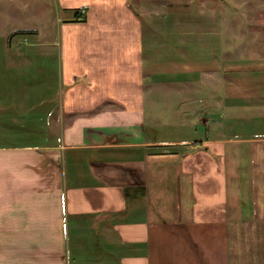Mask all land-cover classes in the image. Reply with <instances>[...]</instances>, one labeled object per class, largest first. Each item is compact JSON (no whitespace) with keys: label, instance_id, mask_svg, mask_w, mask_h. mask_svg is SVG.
<instances>
[{"label":"crops","instance_id":"1","mask_svg":"<svg viewBox=\"0 0 264 264\" xmlns=\"http://www.w3.org/2000/svg\"><path fill=\"white\" fill-rule=\"evenodd\" d=\"M81 1L54 85L0 83V264H264V59L182 64Z\"/></svg>","mask_w":264,"mask_h":264},{"label":"rangeland","instance_id":"2","mask_svg":"<svg viewBox=\"0 0 264 264\" xmlns=\"http://www.w3.org/2000/svg\"><path fill=\"white\" fill-rule=\"evenodd\" d=\"M61 1L0 0V83L54 85L60 57L53 41L60 36L58 18L66 15ZM126 1L141 16L150 52L158 48L159 55L202 66L264 59V0ZM29 93L44 94L22 95Z\"/></svg>","mask_w":264,"mask_h":264},{"label":"trees","instance_id":"3","mask_svg":"<svg viewBox=\"0 0 264 264\" xmlns=\"http://www.w3.org/2000/svg\"><path fill=\"white\" fill-rule=\"evenodd\" d=\"M82 19H85V16Z\"/></svg>","mask_w":264,"mask_h":264}]
</instances>
